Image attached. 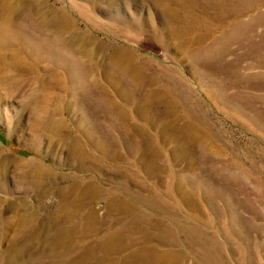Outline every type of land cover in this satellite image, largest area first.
I'll return each instance as SVG.
<instances>
[{
	"label": "rangeland",
	"instance_id": "374dc122",
	"mask_svg": "<svg viewBox=\"0 0 264 264\" xmlns=\"http://www.w3.org/2000/svg\"><path fill=\"white\" fill-rule=\"evenodd\" d=\"M215 1H193L190 20L197 24L188 25L189 15L173 20L153 0H49L71 22L65 41L80 35L101 43L91 59L47 48L36 31L0 40L6 61L14 49L38 60L31 72L0 66V156L49 169L56 178L44 187L72 180L99 186L104 194L91 202L99 225L81 245H108L135 211L143 220L163 221L161 230L171 229L161 236L157 224L142 221L149 238L139 226L124 248L98 251L100 264H129L143 248L152 255L172 253L178 264H264V0ZM178 28L187 31L181 36L174 32ZM46 36L51 39V33ZM115 46L140 64V85L126 83L107 66ZM79 63L125 108L121 126L128 134L81 91L90 73L78 71ZM47 119L59 123L55 133L42 123ZM132 125L144 130L140 142L147 154L141 164L128 147ZM99 140L113 141L118 158L102 157ZM73 141L83 144L88 160L69 149ZM22 171L14 163L0 170V252L26 228L25 210L38 202L49 212L58 207L52 192L39 199ZM107 194L135 210L107 215ZM162 206L169 216L155 209Z\"/></svg>",
	"mask_w": 264,
	"mask_h": 264
},
{
	"label": "bare ground",
	"instance_id": "6f19581e",
	"mask_svg": "<svg viewBox=\"0 0 264 264\" xmlns=\"http://www.w3.org/2000/svg\"><path fill=\"white\" fill-rule=\"evenodd\" d=\"M153 1L159 6L161 11L171 19L180 21V16L183 12L186 16L189 15L188 25L197 24L195 20H190V17L192 18V15H194L191 9L192 3H194L193 1L195 0ZM53 5L49 0H0V40L7 37L20 40L22 34L29 32V34L33 36L36 31L41 36L43 42L46 43L47 48H56L58 51L68 50L71 53L73 52L79 56L83 55L91 59L94 56L96 48L103 47L101 43H96L92 37L82 38L80 35H75L70 41H65L62 34L66 26L70 25L71 22L60 7H55ZM221 8L223 9V7ZM185 31L187 30H184V28L174 29V32L181 36L185 34ZM47 32L51 33V39L46 36ZM91 44H94V46ZM36 46L39 47L38 45ZM208 50L209 48L205 49V51ZM8 54V61H6L0 53L1 67L10 65L11 67L31 72L38 61L36 57H29L30 54L25 57L23 51L19 49L11 50ZM106 63L109 68H113L121 73L122 78L127 80L125 81L126 83L132 82L136 86L140 85L142 80L141 75H139L141 66L133 62L127 50L118 46L112 47V50L106 58ZM19 64L20 66H18ZM89 65H92V62H89ZM79 68L80 70L78 71L82 73H90V76H85L84 74L81 86H79L81 91H83L86 96L90 97V100H92L95 105L99 106L103 117L110 121H112L113 118L114 121L116 120V122H119L118 126H121L127 117L125 108L117 104L110 97L106 88L107 86H104L96 80L90 68L84 67L80 63ZM102 68L105 69V66ZM105 79L109 82L111 80L106 72ZM76 80H78V78ZM123 86H125V83ZM113 87L122 94L124 93L120 89V86L115 85ZM150 93V95L154 96L153 92ZM43 122L50 124V132L55 133L58 130L59 123L50 119L42 120V123ZM122 127L123 126L120 127V131L126 133V129ZM130 128V132L132 133L127 136L129 139L128 147H130L131 151L136 155L135 160L137 163L141 164L143 158L147 154L140 142L144 130L141 126L136 125H132ZM96 144L102 157L113 160L118 158L119 154L116 151L113 141L105 143L99 140ZM84 148L85 147H83L80 141H73L69 147L74 154L86 161L88 160V152ZM154 150L155 149L150 148L148 149V153L154 156L156 155ZM10 159L8 156H0V170H5L8 163H14L20 166L23 169L20 176L29 189L38 188L39 192L37 197L39 199L46 196L47 193H54L58 199L56 204L58 207L55 211L49 212L44 209V205L38 202L33 208L25 210L21 217H23L24 222H26V228L24 229L23 227L24 231H22L21 235L11 240L8 239L10 241L6 242L7 247L5 246V249L3 248L0 252V264H93L94 259L95 263L97 262V264H100L101 258L97 256L102 257V254H97L98 251L107 252L112 251L114 248L116 250L124 248L128 241L132 242V240H129L131 234L139 232V226L143 236H146V238H149V233L145 224L150 226L154 225L156 227L159 226V234L161 236H166L171 232L170 228L163 227L161 230V224H165L163 221L161 222L157 218L143 220L135 211L134 214H132V218L126 221L124 229H118V232L113 235L114 239L107 240L108 245L106 244V240L103 242L89 240L81 245V239L88 238L94 234L97 230V224L99 225L98 221L100 219L96 215L94 206L91 205V202L95 198L104 194L99 186L92 181L76 182L72 180L65 186L44 187L45 181L56 178L49 169L33 162H20L14 159H11V161ZM13 207L14 206H12V208ZM133 208V205L129 204L122 197L107 194L105 203L107 215L123 214L126 211L133 212L135 210L132 211ZM155 209H158L160 213L167 214V216L170 215L169 209L163 206L162 208L158 207ZM142 221H145V224ZM190 232L191 230H189L188 233L190 234ZM192 235L197 234L194 232ZM194 240L195 238L189 239L190 243ZM136 249L138 248L136 247ZM149 252L147 248L137 250L135 254L137 256H134L133 259L129 261V264H159V262L164 259L169 260L170 264H178L179 258L172 253H155L152 255ZM212 252L215 253L214 249ZM149 257L150 259L148 260Z\"/></svg>",
	"mask_w": 264,
	"mask_h": 264
}]
</instances>
